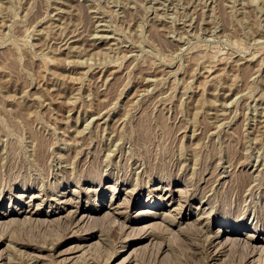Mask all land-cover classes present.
Returning a JSON list of instances; mask_svg holds the SVG:
<instances>
[{
	"label": "rangeland",
	"instance_id": "374dc122",
	"mask_svg": "<svg viewBox=\"0 0 264 264\" xmlns=\"http://www.w3.org/2000/svg\"><path fill=\"white\" fill-rule=\"evenodd\" d=\"M0 182V264L264 261V0H0Z\"/></svg>",
	"mask_w": 264,
	"mask_h": 264
},
{
	"label": "bare ground",
	"instance_id": "6f19581e",
	"mask_svg": "<svg viewBox=\"0 0 264 264\" xmlns=\"http://www.w3.org/2000/svg\"><path fill=\"white\" fill-rule=\"evenodd\" d=\"M251 175V174H250ZM250 178H251V176H250ZM249 178V179H250ZM253 178V177H252ZM12 180H14V179H12ZM17 180V179H16ZM244 180V179H243ZM246 180V179H245ZM235 181H236V179H235ZM242 181V180H241ZM246 181H248V180H246ZM249 182V181H248ZM1 183V182H0ZM237 183V182H236ZM2 184V183H1ZM242 184V183H241ZM249 185V184H248ZM247 185V186H248ZM4 186H5V184H4ZM246 186V187H247ZM250 186V185H249ZM249 186H248V188H249ZM229 187V186H228ZM247 188V189H248ZM246 189V188H245ZM239 190H241V188H240V185H233V186H230L229 188H228V191H227V193H223L224 194V196L222 197V198H224L225 200L226 199H228L229 197V194H234L233 192H235L236 194L235 195H237V193L239 194ZM246 190H244L243 192H245ZM243 192H242V195H243ZM203 194V193H202ZM205 194V193H204ZM241 195V196H242ZM233 196V195H232ZM231 196V197H232ZM240 196V195H239ZM240 196V197H241ZM201 197H203V196H201ZM205 197V196H204ZM235 197H237V196H235ZM240 197H238V198H240ZM234 199V198H233ZM221 200H223V199H221ZM225 200H223L224 202H225ZM236 200V199H235ZM240 201H242V203H243V200H241V199H239ZM245 200V199H244ZM206 201H207V199H206ZM231 201H233V200H231ZM236 201H238V199L236 200ZM235 201V202H236ZM208 202H210V201H207V203ZM41 203V202H40ZM234 203V202H233ZM238 204V203H237ZM263 204V203H262ZM30 205V204H29ZM231 205H233V204H231ZM227 206V205H226ZM237 206V205H236ZM235 206V207H236ZM242 206H243V204H242ZM241 206V207H242ZM246 206V205H245ZM229 207H230V205H229ZM223 208H224V206H223ZM234 208V207H233ZM261 208V207H260ZM229 209V208H228ZM241 208H239V210H240ZM232 210V209H231ZM236 210H237V208H236ZM244 210V209H243ZM259 210V209H258ZM147 212L149 211V210H146ZM233 211V210H232ZM231 211V212H232ZM238 211V210H237ZM260 211V210H259ZM22 213H24L25 212V210H23V211H21ZM234 212V211H233ZM244 212V211H243ZM242 212V213H243ZM263 212V211H262ZM151 213H153V212H151ZM259 213H261V212H259ZM6 214V213H5ZM154 214H156L155 212H154ZM237 214V213H236ZM239 215V214H238ZM261 215V214H260ZM259 215V216H260ZM17 217V216H16ZM30 217V216H29ZM56 217V216H55ZM264 216H262V218H263ZM258 218V217H257ZM20 219V218H19ZM3 220V219H2ZM14 220H18V219H16V218H13V217H10L9 218V220L8 221H14ZM51 220V219H50ZM263 220H264V218H263ZM6 221V220H5ZM20 221H22V220H20ZM48 222V221H47ZM259 222V221H258ZM261 222V221H260ZM6 223V222H5ZM262 223V222H261ZM263 223H264V221H263ZM7 225V224H6ZM5 225V226H6ZM256 226V225H255ZM261 227V226H260ZM238 227H235V228H229V229H225L224 230V234H223V236L221 237V239L219 240V244L218 245H222L221 247L226 251V248L228 249L229 248V250H230V252L232 253V251H235V249H240L243 253L242 254H244L243 256H244V258H246V257H248V256H250L251 257V255L253 254V252H257V250H259L261 247H262V249H264V245H258L256 242L258 241V240H261L262 239V236H260V234H256V233H250V232H245V236H246V240H244L243 238H241L240 237V235H236L238 232H239V230L237 229ZM151 231V230H150ZM183 232H185V231H183ZM220 232H221V230H219V232H217L216 233V235L217 236H219V234H220ZM241 233H244V232H241ZM8 234V233H7ZM186 234V233H185ZM188 235H189V233H187ZM232 234H235V235H232ZM146 236V234L144 235V237ZM175 236V235H174ZM216 236V237H217ZM138 237H141V236H138ZM185 237V236H184ZM220 238V237H219ZM193 240V239H192ZM184 241V240H183ZM264 241V240H263ZM88 242V241H87ZM179 242H180V240H179ZM185 243V242H184ZM192 243L193 242H190V244L189 245H192ZM209 243V242H208ZM195 243H193V245H194ZM207 245V244H206ZM172 246H174V245H172ZM188 246V245H187ZM133 247V246H132ZM178 247V246H177ZM219 247V246H218ZM171 249L172 250H174L175 249V247H174V249L171 247ZM202 249V248H201ZM207 249V247L205 248V250ZM234 249V250H233ZM65 250V249H64ZM177 250V249H176ZM196 250V249H195ZM203 250V249H202ZM175 251V250H174ZM197 251V250H196ZM195 251V252H196ZM204 251V250H203ZM219 251H217V253H218ZM222 253V252H221ZM189 255H191V254H189ZM202 255V254H201ZM254 255V254H253ZM67 256V255H66ZM218 256V255H217ZM243 256H242V259H243ZM194 257V256H193ZM196 258V257H195ZM241 260V259H240ZM248 260V259H247ZM128 262V261H127ZM241 262H242V260H241ZM263 258L262 259H259V261H257L256 262V264H263ZM132 263V262H131Z\"/></svg>",
	"mask_w": 264,
	"mask_h": 264
}]
</instances>
